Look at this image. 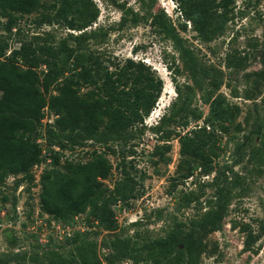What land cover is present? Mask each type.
Returning <instances> with one entry per match:
<instances>
[{
	"label": "rangeland",
	"instance_id": "1",
	"mask_svg": "<svg viewBox=\"0 0 264 264\" xmlns=\"http://www.w3.org/2000/svg\"><path fill=\"white\" fill-rule=\"evenodd\" d=\"M43 1L46 8L13 14L15 31H5L7 21L0 20V55L7 57L20 42L33 37L56 43L69 34H79L63 24L42 23V16L54 13L47 9L52 0ZM90 1L98 17L87 33L99 28L102 32L97 40L86 37L83 45L96 51L109 70L128 59L143 62L161 80L160 96L150 115L124 142L49 140L46 130L58 115L47 107L42 110L37 134L27 137V142L40 149V164L31 167V178L19 174L0 183V264H35L36 259L80 264L75 253L78 243L89 246V254L96 257L93 264H132L109 249L113 234L132 237L140 245L146 239L162 238L177 223L201 217L209 209L206 201L215 195L216 187H228L229 178L235 175L242 179L231 191L220 228L195 234L196 259L198 264H264V168L258 176L252 158L255 147L264 150L263 140L256 134L264 120V84L255 75L264 69V0H232L227 20L218 7L221 2L209 0L204 11H209L213 29L218 30L205 34L193 30L176 0ZM192 11L200 9L194 5ZM164 23L179 41L168 37ZM6 77L0 74V79ZM75 79L76 71L70 66L49 88L46 101L56 97L63 108L94 89ZM94 99L88 109L97 113L100 104ZM215 100L227 115L230 107H237L235 122L227 131L211 116L210 103ZM174 103L175 120L156 132ZM200 127L206 128L215 150L205 175L195 160L181 154L180 145ZM93 151L111 166L108 178L101 180L109 191L121 179L123 166L136 180L138 197L112 206L118 224L115 233L103 230L88 208L67 220L42 210L44 172H60L68 179L73 176L71 168L93 160ZM85 170L84 175L91 173L90 168Z\"/></svg>",
	"mask_w": 264,
	"mask_h": 264
},
{
	"label": "trees",
	"instance_id": "2",
	"mask_svg": "<svg viewBox=\"0 0 264 264\" xmlns=\"http://www.w3.org/2000/svg\"><path fill=\"white\" fill-rule=\"evenodd\" d=\"M176 1L182 17L192 22L194 31L205 34L214 28L209 11H204L209 0ZM219 1L221 3L218 7L222 8L224 20H227L232 0ZM194 5L200 9L198 13L192 11ZM46 6L43 0H0V20L7 21L4 30L15 31L14 13H29ZM47 9L54 13L49 17L42 16V23L63 24L68 30L79 34H69L56 43L33 37L29 41L20 42L19 47L7 57L4 53L0 55L5 58L0 60V74L7 75L0 79V183L9 176L19 174L31 178V167L40 164V149L27 142V137L37 134L45 107L58 115L54 124L46 130L49 140L72 144L91 141L106 144L109 139L124 142L129 135L133 136L132 129L142 125L144 118L150 115L161 93V80L143 62L128 59L123 65L115 64L114 69L109 70L110 67L103 65L104 62L96 51L83 45L86 37L97 40L102 32L99 28L87 33L98 17V11L90 0H52V5ZM196 14L199 15L195 17ZM165 28L172 41H179L177 35L170 31V25ZM213 30L216 32L218 29ZM68 41L73 42V45ZM83 51H87V54H82ZM70 66L76 71L75 81L80 80L94 89L82 97L76 96L62 108L57 104L56 97L52 96L46 101L45 95ZM42 67L44 70H41ZM255 75L264 84V69ZM177 92L179 93L178 90ZM93 99L100 104L97 113L88 109L89 102ZM174 105L175 103L172 104L170 113L160 119L154 129L156 132L175 120ZM210 113L213 120L222 124L227 131L235 122L237 107H230L227 115L219 107V100H215L210 103ZM263 126L264 120L258 125L256 134L261 136L264 145ZM102 127L107 131L101 132ZM205 129H195L190 136L180 141L181 154L195 160L202 175L209 172L210 159L215 155L211 138ZM202 134L205 138H202ZM92 155L90 163L77 164L71 168L73 176L68 179L60 172H44L42 210L56 218L67 220L88 208L92 219L103 230L115 233L118 224L112 206L138 197L136 180L123 166L121 179L109 191L101 180L108 178L111 166L100 153L93 151ZM252 158L257 162L254 163V170L258 176L262 175L264 150L255 147ZM87 168L91 169V173L84 175L88 172L85 170ZM229 179L228 187H216L215 195L206 201L209 209L198 219L189 223H177L164 237L146 239L141 245L132 237L123 238L113 234L109 240V249L118 259L129 260L132 264H198L195 234L220 228L231 199V191L237 188L239 179L242 178L235 175ZM135 224L136 222L133 223L134 226ZM88 250L87 244L75 245L80 264L95 262V255H90ZM59 262L63 263V259ZM34 263L54 264L52 260L44 263L38 259Z\"/></svg>",
	"mask_w": 264,
	"mask_h": 264
}]
</instances>
